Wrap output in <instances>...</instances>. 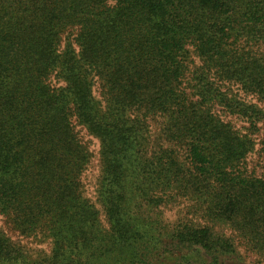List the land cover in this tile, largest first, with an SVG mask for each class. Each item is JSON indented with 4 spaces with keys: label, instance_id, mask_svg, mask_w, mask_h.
Returning <instances> with one entry per match:
<instances>
[{
    "label": "trees",
    "instance_id": "1",
    "mask_svg": "<svg viewBox=\"0 0 264 264\" xmlns=\"http://www.w3.org/2000/svg\"><path fill=\"white\" fill-rule=\"evenodd\" d=\"M263 127L264 0H0V264L263 262Z\"/></svg>",
    "mask_w": 264,
    "mask_h": 264
},
{
    "label": "rangeland",
    "instance_id": "2",
    "mask_svg": "<svg viewBox=\"0 0 264 264\" xmlns=\"http://www.w3.org/2000/svg\"><path fill=\"white\" fill-rule=\"evenodd\" d=\"M263 105V104H262ZM219 109H217V112ZM226 120H233L232 118H228ZM234 126L243 132V126L244 124L240 121L233 120L232 122ZM79 130V128H77ZM263 134H264V127L256 133L253 138H255V147H254V152L250 154L249 157V163H250V169L255 172V175L258 177H263L264 176V152H260V149L262 148V140H263ZM81 136L83 137L84 140L90 139V148H92L93 151L96 152L97 150V144L94 140H92L90 137L86 136L84 131H81ZM93 163L90 165L88 172L86 173V179L83 180L85 184V188L87 189V194L88 197H93V189H94V184H95V176L97 173V167H96V162L95 158L92 161ZM174 212H165V216L168 218V220H173L174 219ZM0 230L4 233H6L9 237L12 238V240L16 241L20 245L24 246L26 249L29 250V252L32 253V255H36L33 253H36L40 250L42 251H47L48 250V243L46 241L43 242L42 239L38 238H22L15 231L11 229V227L7 224L6 220L0 216ZM224 233L227 235L232 234V232L228 230H224ZM232 236V235H231ZM236 242H238L236 240ZM238 252L243 256V261L242 264H264V261L261 262L257 259V257L253 254L246 253L245 249H243L241 246L237 248Z\"/></svg>",
    "mask_w": 264,
    "mask_h": 264
}]
</instances>
